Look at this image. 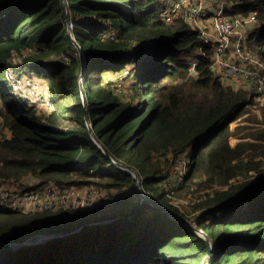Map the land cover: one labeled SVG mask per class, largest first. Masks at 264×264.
<instances>
[{"label":"trees","instance_id":"1","mask_svg":"<svg viewBox=\"0 0 264 264\" xmlns=\"http://www.w3.org/2000/svg\"><path fill=\"white\" fill-rule=\"evenodd\" d=\"M176 2L0 0V126L10 131L0 139V178L30 174L39 184L132 188L131 172L109 154L134 169L160 205L112 195L92 208L24 213L0 207V264H203L207 257V264H264V126L249 135L252 141L231 143L232 126L252 112L250 105L213 71V46L199 30L184 19L162 20ZM250 12L258 25L248 43L264 60V0H236L225 10ZM70 32L81 54H68L75 50ZM22 50L29 55L14 71L48 87L52 109L42 119L26 105L30 99L23 107L1 91L12 51ZM62 53L68 60L51 58ZM188 56L196 59L193 69ZM125 71L132 99L104 76ZM260 112L264 124V104ZM161 152L190 154L177 195L212 191L193 206L200 210L195 227L169 202ZM51 233L62 235L12 247Z\"/></svg>","mask_w":264,"mask_h":264},{"label":"built area","instance_id":"2","mask_svg":"<svg viewBox=\"0 0 264 264\" xmlns=\"http://www.w3.org/2000/svg\"><path fill=\"white\" fill-rule=\"evenodd\" d=\"M204 1L177 0L171 8L161 13V18L165 23L184 19L193 29L199 30L213 46L211 68L219 75L220 80L237 90L243 91L247 103L261 102L253 100L264 99V60L261 54L250 52L249 46L247 47L249 42L247 27L254 25L257 19L250 13L246 16L238 14L230 16L220 10V12L212 14L203 4ZM67 23L68 27L71 28L70 21ZM108 35L111 39L115 38L114 33ZM75 47L78 49L76 45ZM78 52L81 54V50L78 49ZM192 57L194 59L190 61L189 59ZM187 59L193 69L196 63L195 57L188 56ZM19 73H21L20 76L16 75V80L13 83L14 88L24 85L26 82L30 86L29 93L34 95L37 91L36 86L30 84L25 72ZM112 86L115 91L120 90L117 82H114ZM47 105L52 109L49 99ZM4 129L9 132L10 136V131L7 128ZM190 163L191 160L182 155L174 156L172 171L166 179L169 181L165 182L168 195H172L179 188L188 173ZM141 182V178L137 176L133 185L137 184L141 188ZM101 191L104 192V196H107V188L95 187L91 184L58 186L53 181H47L45 184H39L29 190L0 189V207L21 212L23 209H30L32 213L59 209L92 208L107 204V199H103L102 204H94ZM12 247L18 248L17 246Z\"/></svg>","mask_w":264,"mask_h":264},{"label":"rangeland","instance_id":"3","mask_svg":"<svg viewBox=\"0 0 264 264\" xmlns=\"http://www.w3.org/2000/svg\"><path fill=\"white\" fill-rule=\"evenodd\" d=\"M225 1H228V0H225ZM235 2H236V0H235ZM250 14L255 16L254 13H252V12H250ZM239 15L242 16L241 14H239ZM244 18H246V17H244ZM257 24H258V21H256V23L254 25H250L247 27V32L249 33V36L255 30ZM109 33H114V35L117 36L116 31L110 30ZM248 46H249V43L247 44V47ZM74 49L75 50L70 51L68 54L78 52V49L76 50L75 45H74ZM248 49L250 52H254L250 48V46L248 47ZM256 53H259V51H256ZM68 54L62 53L59 56L52 55L51 58H53V59L59 58L62 60H68V56H67ZM28 55H29L28 50H22L21 52L15 51V52L11 53L9 63H10L11 68L13 70L10 69L9 71H7V79H8L7 81L8 82L5 80V84L1 88V91L4 94H6L7 96L9 95L10 98L17 101L18 105L23 106V107H25L24 99H27V98L30 99L26 102L27 103L26 105L28 107H30L32 110H34L36 115L38 117H40V119H42V117H44V115H46L48 113V111H50V109H51L47 105V102L49 99V91H48L47 84L43 80L37 79L36 76L30 74L29 72H27V73L25 72L26 77L30 81V84L36 86V90H37L36 93L34 95H31L29 93L30 86H28L26 82L24 83V85L18 86L17 88H14V85H13L14 81L16 80V75L20 76V74H21V73H19L20 71H18L17 67H18V65H20L23 62V59ZM193 59L194 58L192 57L189 60L193 61ZM13 66H17L15 68V71H14ZM126 75H127L126 71H125V73H119L118 75H111L110 72L104 73V76L110 78L113 81V83L117 82L119 84L120 90L118 91V93H119V95H121V97H123V99H132V90L130 88V81H129V78L125 77ZM255 100L261 101V102H253V103H255V105L248 104V105H250L252 112H246L232 126V130H234L233 136L231 137V143L232 144H235L238 141H243V140H248V139L251 140L249 135L254 130L259 129V128L264 126V124L260 123V120H259L261 118L260 107L263 106L264 99H254L253 101H255ZM0 108H2V100L1 99H0ZM0 121H1V118H0ZM6 136H9V133L7 132V130H5L4 128H2L0 126V139L5 138ZM178 155H182L184 158L189 159L190 154L188 155L186 152H184V153H181ZM157 156L159 157L163 171L167 172V176H168L172 171V161L174 159V156L168 152L167 153L161 152ZM261 158H262V156H260V159ZM177 169L179 170V168H177ZM238 178H241V177H238ZM196 179L200 180V179H204V177H198ZM168 181L169 180H165L166 183ZM88 184H91L93 186L95 185V187H101L96 183L95 184L94 183H88ZM38 185H39V180L30 174L23 176L19 180H4V179L0 178V189L1 190L5 189V188L9 189V190H18V191L29 190V189L35 188ZM215 188L219 189L221 187L219 185H217V186L215 185L213 189H215ZM107 189H108L107 196H104V192L101 191L99 193V197L96 198V202L94 203L95 205L102 204L103 199H105V200L107 199V201L109 202L110 199L112 198L111 197L112 195H114L115 199L116 198L122 199V198H127V197L132 199L133 201H137V200L141 199V197H138V193L135 191L133 185H132V188L123 189L119 192L117 190H113L109 187H107ZM178 189L172 195L167 194V196L170 199L169 202H170V204L175 206L179 210L180 213H183V214L188 216V217H186V221L184 222V224L195 227V217L198 215V212L200 210L193 211V206H194V204L201 203L205 199V197L207 195L206 193H212V191H210V190H208V188H206V189L201 190V191L196 192V193L191 192L192 194L188 193V194H183V195H177L176 193H177ZM142 191L144 192V194L147 197H149L148 194L143 189H142ZM22 212L32 213V211L30 209H23Z\"/></svg>","mask_w":264,"mask_h":264},{"label":"water","instance_id":"4","mask_svg":"<svg viewBox=\"0 0 264 264\" xmlns=\"http://www.w3.org/2000/svg\"><path fill=\"white\" fill-rule=\"evenodd\" d=\"M63 1H64V0H63ZM66 17H67V21H68V19H69L68 14L66 15ZM70 36H71V38H72L73 43L78 47L79 50H81V48L79 47L78 43L73 39V37H72V33H71V32H70ZM81 51H82V50H81ZM82 61H83V65H84V60L82 59ZM82 74H83V69H82V72H81L80 77H82ZM80 80H81V79H80ZM83 103L85 104V100H84V98H83ZM85 108H86V105H85ZM85 113H86V111H85ZM86 119H87V118H86ZM86 124H87V126H88V131H89V133L92 135V127H91L90 123L88 122V119L86 120ZM92 137H93V140L96 142V144H97L99 147H101V145H100V143L97 141V139H96L94 136H92ZM107 156L111 159V161H112L114 164H116V166H118V167H120V168H122V169H126V170L130 171L131 174H132V176H133V179H135V178L138 176L137 172H136L134 169H132V168H130L129 166H126V165H124V164H120V163L115 162L109 154H107ZM133 187H134L135 191L138 193V195L141 197L142 200L147 201V202H149L150 204L155 205V206H157V207H160V205H158V204L152 202V200L144 194V192L142 191V189H141L137 184H136L135 186L133 185ZM76 231H77V230H76ZM194 231H195L197 234H199L200 236H202V237H204V238H207V237H206V234H205L202 230L194 229ZM57 235H62V234H61V233H57V234H54V233H51V234H37V235H35L34 237H30V238H28L27 240H25L24 242L20 243L19 245H18V244H12V246L20 247V246H22V245H31V244L43 243V242H46L48 239H50V238H52V237H55V236H57ZM209 244H210L209 247H211V243H210V242H209ZM208 255H209V253H208ZM207 262H208V257L205 259V261L203 262V264H207Z\"/></svg>","mask_w":264,"mask_h":264},{"label":"crops","instance_id":"5","mask_svg":"<svg viewBox=\"0 0 264 264\" xmlns=\"http://www.w3.org/2000/svg\"><path fill=\"white\" fill-rule=\"evenodd\" d=\"M234 3L235 1L230 0H205L203 4L206 6L208 11H210L212 14H215L216 12H220V10H223L224 13L225 10H232V6ZM254 53H256V51H254Z\"/></svg>","mask_w":264,"mask_h":264}]
</instances>
